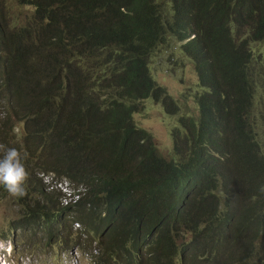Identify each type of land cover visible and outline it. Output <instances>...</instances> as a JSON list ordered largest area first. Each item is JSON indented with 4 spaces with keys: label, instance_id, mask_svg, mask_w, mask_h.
I'll return each instance as SVG.
<instances>
[{
    "label": "trees",
    "instance_id": "obj_1",
    "mask_svg": "<svg viewBox=\"0 0 264 264\" xmlns=\"http://www.w3.org/2000/svg\"><path fill=\"white\" fill-rule=\"evenodd\" d=\"M263 41L264 0H0V101L25 147L2 126L0 145L27 152L30 174L14 227L64 250L73 234L84 252L99 242L98 264H174L203 245L211 264H264ZM174 43L201 91L165 157L135 114L176 107L151 67Z\"/></svg>",
    "mask_w": 264,
    "mask_h": 264
},
{
    "label": "rangeland",
    "instance_id": "obj_2",
    "mask_svg": "<svg viewBox=\"0 0 264 264\" xmlns=\"http://www.w3.org/2000/svg\"><path fill=\"white\" fill-rule=\"evenodd\" d=\"M180 43L173 45L164 44L156 50L152 57L151 67L153 74L159 85L165 87L173 97L176 107L163 103V96L156 101L154 98L146 99L141 103V110L135 114L136 122L151 131L154 141L165 157H169L175 147L174 136L176 132L181 134L185 131V125L181 118L198 116V106L195 101V94L201 91L199 79L193 70L192 62L182 55L179 49ZM257 49L264 52V41L257 45ZM14 117V107L6 100L0 101V127L2 126L1 138L10 145L17 144L24 140L14 138V127L11 129L5 124L6 117ZM21 124H17L15 132H21ZM181 138V137H180ZM180 141V140H179ZM4 152V147L1 146ZM39 167L31 164V168ZM46 181H51L52 175L44 176ZM62 192H70L67 185H58ZM14 201V202H13ZM21 205L7 193L4 188H0V264H95L100 257L97 253L99 242H95L90 254L73 246L75 235L69 241V250L62 248L63 243H49L41 234H33L25 237L24 230L16 229L14 221L20 216ZM74 230L79 229V224L75 223ZM78 232V231H77ZM16 234H20L14 237ZM2 236H8L2 239ZM11 238V239H10ZM10 239V240H8ZM70 239V238H69ZM181 243L190 244L195 240L193 234H186L182 237ZM17 242V243H16ZM90 243V242H89ZM7 261H4V256ZM187 263L190 260L186 259ZM194 264H208L206 260H196Z\"/></svg>",
    "mask_w": 264,
    "mask_h": 264
},
{
    "label": "clouds",
    "instance_id": "obj_3",
    "mask_svg": "<svg viewBox=\"0 0 264 264\" xmlns=\"http://www.w3.org/2000/svg\"><path fill=\"white\" fill-rule=\"evenodd\" d=\"M3 147H4V152L1 150V145H0V186H2L4 190H6L11 197L22 198L27 193V189L25 185L30 176L29 171L25 165V161L28 158V153L24 152L22 154L21 151L18 150L16 147H5V146ZM48 182L50 183L53 182V179ZM63 183L67 185L70 191L68 192L67 190V192H63L66 194L64 199V204H69L71 201H76L79 198V195L74 192L73 187L68 180L60 181L58 182V184L55 185H57V187L59 188L58 185H62ZM19 235L20 234H16V236L14 237V242L16 237ZM24 235L26 237V235L29 236L33 234L24 231ZM191 248H195V246ZM191 248H190L191 252H189L188 248L182 250L181 256L175 261L174 264H188L186 261L187 258L190 260L189 264H194V262L198 259L201 261L206 260L208 264H211L209 261V255H210L209 246L206 247V245H203L195 248L194 250H191ZM195 252L203 256L194 257L193 254ZM90 254L92 253L90 252ZM3 256H4V261H7L5 255ZM1 264L3 263L1 262ZM95 264H98V261H96Z\"/></svg>",
    "mask_w": 264,
    "mask_h": 264
}]
</instances>
